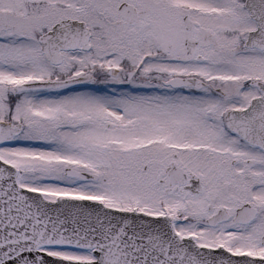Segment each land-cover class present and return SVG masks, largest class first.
<instances>
[{"label":"snow or ice","instance_id":"1","mask_svg":"<svg viewBox=\"0 0 264 264\" xmlns=\"http://www.w3.org/2000/svg\"><path fill=\"white\" fill-rule=\"evenodd\" d=\"M0 264H264V0H0Z\"/></svg>","mask_w":264,"mask_h":264}]
</instances>
